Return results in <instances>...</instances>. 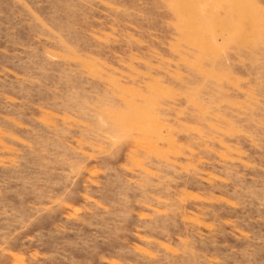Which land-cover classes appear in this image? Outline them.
I'll return each mask as SVG.
<instances>
[{
    "label": "rangeland",
    "instance_id": "374dc122",
    "mask_svg": "<svg viewBox=\"0 0 264 264\" xmlns=\"http://www.w3.org/2000/svg\"><path fill=\"white\" fill-rule=\"evenodd\" d=\"M0 264H264V0H0Z\"/></svg>",
    "mask_w": 264,
    "mask_h": 264
}]
</instances>
